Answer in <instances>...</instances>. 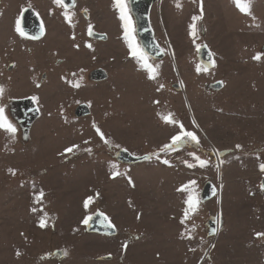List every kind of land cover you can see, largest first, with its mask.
<instances>
[{"label":"rangeland","instance_id":"1","mask_svg":"<svg viewBox=\"0 0 264 264\" xmlns=\"http://www.w3.org/2000/svg\"><path fill=\"white\" fill-rule=\"evenodd\" d=\"M66 2L0 0V108L16 130H0V264H264V0L247 15L233 0H157L159 60L125 0L153 79L114 0ZM26 9L37 42L15 35ZM21 98L39 111L27 134L7 111ZM181 126L198 143L172 145ZM97 214L113 235L91 231Z\"/></svg>","mask_w":264,"mask_h":264},{"label":"water","instance_id":"2","mask_svg":"<svg viewBox=\"0 0 264 264\" xmlns=\"http://www.w3.org/2000/svg\"><path fill=\"white\" fill-rule=\"evenodd\" d=\"M73 1V0H71ZM157 0H130V11L135 21V30L138 42L141 46V48L144 50V52L152 57L153 55L157 53H161V49L158 47L154 40V35L152 28L150 26V20H149V13L150 8L153 4H155ZM20 29L22 33L30 38L38 39L43 36V29L41 26V23L35 13L32 10L26 9L23 11L20 19ZM97 39L100 37L104 40V36H95ZM90 79L92 81L102 82L107 79V74L105 71L101 69L94 70L89 75ZM220 84H215V88L219 89ZM13 107H19V105L26 104L30 107V116L28 117L26 123L24 124V127H22V131H24L25 134L28 133L30 127L32 124L38 119L39 117V111L34 103V101L31 98L19 100L16 102H12ZM89 114V109L86 105H79L75 109V116H87ZM120 161L126 162V163H136L142 159L135 158L131 156L128 153H123L120 155ZM262 186H264V179L262 181ZM216 191L214 187L211 184H206L202 191V201L206 202L211 200ZM101 218L104 219L107 225L110 223L107 221V219L100 215ZM91 231H98L95 227L91 228ZM99 232V231H98ZM106 234L113 235L114 229L113 227H110L106 230Z\"/></svg>","mask_w":264,"mask_h":264},{"label":"snow or ice","instance_id":"3","mask_svg":"<svg viewBox=\"0 0 264 264\" xmlns=\"http://www.w3.org/2000/svg\"><path fill=\"white\" fill-rule=\"evenodd\" d=\"M53 2L58 4V5L61 4V0H53ZM233 2L235 3L236 7L240 9L241 12H243L246 15L250 14V0H233ZM114 4H115V7L120 12L119 18L122 21V27H123L124 32H125L124 39H125L126 43L128 44L130 55L142 63L144 69L149 72V79H153L154 76L151 73H153L155 71V69L147 64L146 56L143 54V52L138 47H136L134 45V41L130 38L131 37V31H132V21H131L130 15L128 14L127 5H126L125 0H114ZM66 19L70 20V17H68L66 15ZM198 19H199V17L193 18L194 23H193V25H190V34L195 33V21ZM89 34H91V29L89 30ZM259 58H260L259 55L254 57V59H259ZM199 70L200 69L198 68L197 71H199ZM2 91H3V89L0 88V92H2ZM33 99H35V98H33ZM0 130L7 132L10 136H13V137H14L15 131H16L15 128L11 125V123L8 122L7 118L4 116L3 108H0ZM97 131H99V130H97ZM185 137H187L190 140L198 143L197 137L192 132L185 131L183 129V127L181 126L180 133L178 135L172 137V145H176L178 142H181L182 139ZM101 139H104L102 134H101ZM105 143H107L106 140H105ZM165 147H169V146L166 145ZM237 147L239 148V145ZM66 151L71 152L72 148L66 149ZM196 159H198V158H196ZM199 163H200V166H202V167L205 165L204 161H200ZM189 166H191V165H189ZM260 170L262 172H264V164L260 165ZM262 190H264V186H262ZM41 195H42V193H41ZM186 204H189L191 207L195 208V204L192 202L191 197H189V199L186 201ZM85 207H87V202L85 203ZM185 215L187 216V209L185 211ZM84 223L87 224L88 220L86 219L84 221ZM182 223H183V221H182ZM44 226H45L44 222L41 221L40 227H44ZM109 227H112V226L109 224ZM261 235H264V234H261V233L257 234L258 237Z\"/></svg>","mask_w":264,"mask_h":264},{"label":"flooded vegetation","instance_id":"4","mask_svg":"<svg viewBox=\"0 0 264 264\" xmlns=\"http://www.w3.org/2000/svg\"><path fill=\"white\" fill-rule=\"evenodd\" d=\"M66 1L67 0H61V3L66 4L67 3ZM127 2H128L127 5H129V9H130V0H127ZM151 8H150V11H151ZM149 15H150V13H149ZM14 31L13 32L15 33L17 38L21 39V36H22L24 38V40L29 41V42H37L39 39H41L43 37L42 36L39 39H32V38L27 37L26 35L21 33V29H20L19 24L14 25ZM162 56H163V54L157 53V54L153 55L152 57H150V56H148V57L152 60H159ZM23 99H27V98H23ZM23 99L21 98V99H14L13 101L12 100L9 101V103H8L9 109L7 108L10 121H12L13 124L15 123V125L17 127H19L20 129L22 127H24V124L26 123L28 117L30 116V107L27 106L26 104H23V105H19V107L16 108V107L12 106V104H13L12 102H16V101L23 100ZM119 158H120V156H119ZM91 217H92V219H91L90 225L92 227H95L99 231L98 233H106V230L108 228H110L109 225L106 224L104 219L101 218V216L99 214L91 216Z\"/></svg>","mask_w":264,"mask_h":264}]
</instances>
